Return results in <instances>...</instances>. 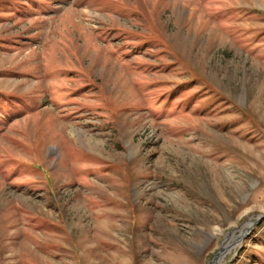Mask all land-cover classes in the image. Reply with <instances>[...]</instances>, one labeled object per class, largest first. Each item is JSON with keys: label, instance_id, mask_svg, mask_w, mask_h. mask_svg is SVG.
Segmentation results:
<instances>
[{"label": "rangeland", "instance_id": "374dc122", "mask_svg": "<svg viewBox=\"0 0 264 264\" xmlns=\"http://www.w3.org/2000/svg\"><path fill=\"white\" fill-rule=\"evenodd\" d=\"M230 237L264 264V0H0V264Z\"/></svg>", "mask_w": 264, "mask_h": 264}, {"label": "bare ground", "instance_id": "6f19581e", "mask_svg": "<svg viewBox=\"0 0 264 264\" xmlns=\"http://www.w3.org/2000/svg\"><path fill=\"white\" fill-rule=\"evenodd\" d=\"M237 237H230L226 241H224L221 248L216 253V260L214 264H220L221 260L224 258L225 254L228 252L229 247L232 245L233 241L234 242L237 241Z\"/></svg>", "mask_w": 264, "mask_h": 264}, {"label": "water", "instance_id": "95a60500", "mask_svg": "<svg viewBox=\"0 0 264 264\" xmlns=\"http://www.w3.org/2000/svg\"><path fill=\"white\" fill-rule=\"evenodd\" d=\"M215 260H216V256H215L214 259H213V264L215 263Z\"/></svg>", "mask_w": 264, "mask_h": 264}]
</instances>
